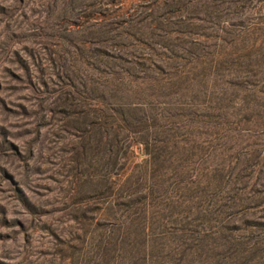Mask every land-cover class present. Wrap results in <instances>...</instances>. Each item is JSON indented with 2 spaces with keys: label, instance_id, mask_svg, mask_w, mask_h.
<instances>
[{
  "label": "rangeland",
  "instance_id": "obj_1",
  "mask_svg": "<svg viewBox=\"0 0 264 264\" xmlns=\"http://www.w3.org/2000/svg\"><path fill=\"white\" fill-rule=\"evenodd\" d=\"M0 264H264V0H0Z\"/></svg>",
  "mask_w": 264,
  "mask_h": 264
}]
</instances>
